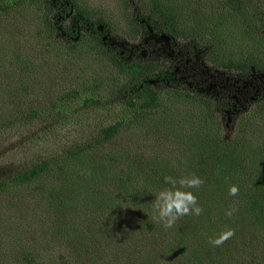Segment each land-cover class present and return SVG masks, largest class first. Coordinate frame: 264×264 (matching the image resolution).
<instances>
[{"label":"trees","instance_id":"trees-1","mask_svg":"<svg viewBox=\"0 0 264 264\" xmlns=\"http://www.w3.org/2000/svg\"><path fill=\"white\" fill-rule=\"evenodd\" d=\"M121 1L123 29L113 20H102V13L88 0H0V27L9 20L15 26L27 23V37H16L12 31L0 36V57H12L16 72H27L31 80L36 71L20 52L24 46L41 49L34 58L44 65L48 51L76 54L86 43L114 73L94 89L111 85L106 94L135 114V121L108 122L91 138L72 142L60 151V159L47 156L39 165L0 180L3 199L10 181L13 186L28 185L55 169L59 174L83 172L77 175L93 179L115 176L107 194L91 202L96 212L89 218L73 220L65 213L54 217L59 230L54 254L49 248L50 254L21 248L12 259L0 257V264H264V172H255V162L244 157L235 130L223 134L240 106L246 112L237 125L264 123V98L232 107L212 95L209 86L187 87L195 72L204 68L230 80L264 75V0ZM152 38L169 40L171 53L156 58L163 51L158 45L146 47V39ZM186 64L198 68L191 77ZM19 83L30 94V86L22 79ZM77 97V91H70L58 98L57 105L51 104L50 111L34 103L16 118H0V131L11 124L24 128L47 115L57 122L66 110L60 101ZM97 98L85 97L76 112L92 115L111 109L110 101ZM167 104H178L181 110L178 118L168 121L166 135L174 128L187 134L180 157L174 155L161 165L130 148L129 130ZM167 176L203 181L198 188L181 189L197 197L201 214L180 217L171 228L155 218L153 207L157 194L172 188L165 182ZM232 186L239 189L236 196L230 195ZM229 229L235 235L222 245L210 243ZM63 253L64 261L59 257Z\"/></svg>","mask_w":264,"mask_h":264},{"label":"rangeland","instance_id":"rangeland-1","mask_svg":"<svg viewBox=\"0 0 264 264\" xmlns=\"http://www.w3.org/2000/svg\"><path fill=\"white\" fill-rule=\"evenodd\" d=\"M88 1L102 13V20L109 22L113 20L114 25L118 23L120 28L125 27L124 21L121 20V0ZM5 23L8 24L0 27V36L8 31H12V34H16L19 38L26 36L27 23L24 27L15 26L16 22L10 20L2 22V24ZM20 29L22 31L17 33ZM118 37L123 39L120 34ZM29 39L32 38L29 36ZM139 43L136 45L138 46ZM169 44V40L165 42L163 39L152 38L145 41L146 47L151 48L158 45V50L163 51L155 55L156 58L163 56L164 53H171ZM84 46L76 54L61 53L59 49L48 51L50 53L45 57L44 65L42 61L34 58L39 56L38 52L41 49L35 51L33 46H24L20 52L24 53L25 59L31 60L36 70L31 80L27 78L29 75L27 72L19 70L16 72L17 65H14L15 60L12 57H9L10 60L4 56L0 57L1 119L11 116L16 118L34 103L37 107L41 105L40 109L50 111L49 106L57 105L59 97L65 96L70 91L78 92L77 98L68 99L65 102L60 101V105H65L66 110L57 122L47 115L35 122H30L24 128L11 124L0 131V180L10 174L39 165L47 156L51 155L60 159L63 155L60 151L63 148L76 140L91 138L101 126L108 122L123 118L135 121V114L127 113L117 101H114L113 97L106 94V89L110 91L111 85L98 90L94 89L96 83L105 81L108 76H114V73L98 57L97 52L92 51V46L86 43ZM136 57L139 58V55ZM182 66L180 64V68ZM21 67H23L22 64ZM186 67V72L190 73V77L195 69L198 70L193 65L186 64ZM12 73L16 74L11 75ZM21 79L30 86V94L19 86L23 85L19 83ZM191 79L192 82L186 85L188 88L197 89L203 85L209 86L212 95H216L222 103L232 107L248 105L247 102L256 97L264 98V75L254 74L244 81L230 80V77L227 79L204 68L203 72L196 71L194 78L191 77ZM158 88L163 91L161 87ZM92 96L110 101L111 109H104L92 115L84 111L77 113L82 100ZM165 97L166 94H162L161 98L165 100ZM180 107L178 104H167L159 113L149 116L145 123L136 127L134 123L129 130L130 148L135 149L136 153L142 154L145 158L153 159L155 164H166V159L170 162L174 155L180 157L183 150L181 141L186 138L187 132H179L174 128L171 130L173 133L166 135V131L169 130L168 121L171 119L172 122L174 118H178ZM245 112L246 108L240 106L237 113L231 117V121L225 124L223 134L228 135L235 130L239 136V145L244 157L252 161L251 163L255 162L253 163L255 172H264V123L257 122L245 125V127L237 125ZM58 172L60 171L55 169L48 174L49 176L24 186H13V183L9 182L10 192L0 199L1 260L12 259V255H16L21 248L41 254H50L47 249L49 248L54 254L59 246V230L54 223V217L65 213L73 220L76 216L82 217L83 215L89 218L96 212L93 213L94 208L90 206L91 202L107 194L108 187L115 180V176L111 179H93L92 176L77 175L83 172L73 174H59ZM247 186L245 185L244 188ZM51 210H57L58 213H51ZM211 212L214 213L213 207ZM66 255L67 253H63L59 257L64 261ZM69 261L72 262L70 257Z\"/></svg>","mask_w":264,"mask_h":264},{"label":"clouds","instance_id":"clouds-1","mask_svg":"<svg viewBox=\"0 0 264 264\" xmlns=\"http://www.w3.org/2000/svg\"><path fill=\"white\" fill-rule=\"evenodd\" d=\"M165 182L172 185V188L160 191L154 201V209L157 213L156 219L162 222L164 227L171 228L180 217L195 213L200 215L203 211L197 205V197L190 191H182L183 188H198L203 181L198 177L191 179L182 178L179 181L170 176L165 177ZM179 184V187H177ZM239 189L236 186L230 188V195L236 196ZM232 215V211L227 213ZM235 235L234 230L229 229L223 232L219 237L212 239L210 243L214 246H220L225 241Z\"/></svg>","mask_w":264,"mask_h":264}]
</instances>
